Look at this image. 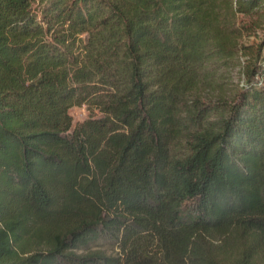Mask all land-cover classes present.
<instances>
[{
    "label": "trees",
    "instance_id": "1",
    "mask_svg": "<svg viewBox=\"0 0 264 264\" xmlns=\"http://www.w3.org/2000/svg\"><path fill=\"white\" fill-rule=\"evenodd\" d=\"M261 13L0 0V264H264Z\"/></svg>",
    "mask_w": 264,
    "mask_h": 264
},
{
    "label": "rangeland",
    "instance_id": "2",
    "mask_svg": "<svg viewBox=\"0 0 264 264\" xmlns=\"http://www.w3.org/2000/svg\"><path fill=\"white\" fill-rule=\"evenodd\" d=\"M238 18L245 20L249 18V25L243 26L240 28V35L238 36V42L240 44H258L259 41L264 39V13L261 14H253L250 16H242L239 15ZM264 51V45L261 46V50ZM243 54L241 53L240 57L233 63L221 69L219 75V81L221 85L226 89V98H229L235 87L241 84L243 75L240 72V62L243 59ZM240 60V62H238ZM206 91H202V94H205ZM204 96V95H202ZM68 112L71 116L72 123L80 120L87 116L88 110L84 104L72 105L69 107ZM264 263V261H263Z\"/></svg>",
    "mask_w": 264,
    "mask_h": 264
}]
</instances>
